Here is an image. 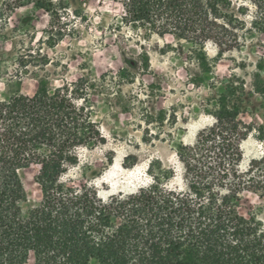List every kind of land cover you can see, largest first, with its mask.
Returning a JSON list of instances; mask_svg holds the SVG:
<instances>
[{"label": "trees", "instance_id": "obj_1", "mask_svg": "<svg viewBox=\"0 0 264 264\" xmlns=\"http://www.w3.org/2000/svg\"><path fill=\"white\" fill-rule=\"evenodd\" d=\"M117 1L120 23L141 30L144 40L169 35L191 43L201 75L250 38L264 44V0H243L252 9L234 0ZM29 4L56 9L53 0H0L6 15ZM206 42L217 47L215 57L203 51ZM145 56V50L123 52L119 78L133 82ZM84 81L53 90L40 81L31 95L0 100V264H264V222L255 211H242L247 194L264 201V153L240 167L241 143L255 127L239 117L242 96L233 84L204 107L213 122L192 144L165 124H176L173 112L145 110L156 130L144 140L173 145L182 187L169 186L174 168L154 159L148 185L103 199L90 182L67 176L79 148L106 142ZM259 133L264 143V130ZM31 166L41 194L35 205L27 204L19 176Z\"/></svg>", "mask_w": 264, "mask_h": 264}, {"label": "rangeland", "instance_id": "obj_2", "mask_svg": "<svg viewBox=\"0 0 264 264\" xmlns=\"http://www.w3.org/2000/svg\"><path fill=\"white\" fill-rule=\"evenodd\" d=\"M234 1L252 9L243 0ZM53 2L54 13L29 4L6 15L0 5V100L16 92L31 95L40 81L53 90L79 77L85 79L92 118L106 142L77 150L78 163L67 173L75 183L90 182L103 199L131 193L151 182L148 164L158 159L174 168L168 185L182 187L173 145L144 140L146 131L156 130L154 123L146 122L145 110L162 106L167 115L173 112L176 124H165L173 127L183 143L192 144L197 132L213 122L204 107L208 102L215 105L217 95L230 83L242 96L239 117L255 127L241 143L240 167L263 155L259 130H264V44L257 37L239 50L218 56L211 70L201 75L191 43L169 35L144 40L141 30L120 23L122 9L117 0ZM141 50L146 56L133 82H123L118 76L123 52L135 55ZM203 51L212 58L217 47L206 42ZM131 155L135 158L126 160ZM36 172V166L19 171L28 205L40 200ZM246 197L249 205L242 211L251 209L264 222V201L252 194Z\"/></svg>", "mask_w": 264, "mask_h": 264}]
</instances>
